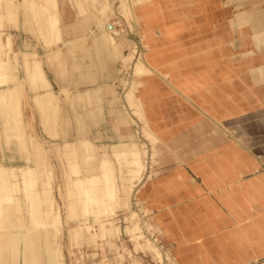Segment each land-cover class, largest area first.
I'll use <instances>...</instances> for the list:
<instances>
[{
	"label": "rangeland",
	"instance_id": "1",
	"mask_svg": "<svg viewBox=\"0 0 264 264\" xmlns=\"http://www.w3.org/2000/svg\"><path fill=\"white\" fill-rule=\"evenodd\" d=\"M65 1L70 2L75 15L72 23L67 26L64 24L63 19H65V17L71 19L72 16L68 14L67 10L64 8ZM105 1H108L107 6ZM120 1L121 3H118ZM154 1H158L160 5L158 15L161 17L159 20L161 23L153 25L150 30L146 29V18L148 16L142 17V15H145L143 13L144 9L141 8L140 12L138 11V8L148 5V3L140 6L138 5L139 0H58L57 7L50 8V11L46 13L36 4V9L35 6H32V9H28V15L34 19L31 31L33 32L36 30L37 36H34V33H32L33 35L29 34V32L26 31V26L23 24L26 14L22 10L20 13L18 11V18L15 25H7L8 32L13 35L11 54L14 57V54L18 53L19 49H40L42 43L45 45V48L48 49L46 33H42L43 22L46 19L49 20L50 18H54L60 20L61 33L64 34L65 38L72 39L70 41L72 45L75 44L79 47L83 46L85 43L90 44L89 37L91 35H102L103 31L108 32V27L113 24L119 32V35L113 34V38L117 39L120 44L122 56L129 52L131 47L135 46L136 48L135 56L129 67L122 66V62L120 61L121 57L117 59L115 63L116 67L121 70V77L123 78L121 86L124 87L122 88L121 95L124 100L125 89L131 79H133L132 66L135 61L142 58L145 65L149 69H152L153 64L151 60L153 59V55H159L165 51L168 52L173 50L174 46H184L186 42H190L191 37L195 36L190 34L186 35V33L192 29L193 24H197L198 27H204L207 22L205 20L201 21V17H203L204 14L202 16L196 13L190 14L187 18L189 22H184L182 28L177 29V32L183 34L182 37L177 36L174 40H167L168 36H166V30L169 26L165 22L168 20V17L175 16V12L178 13L181 10L185 11L186 8L189 10L188 7L193 0H184V2L183 0H178L182 1L180 3L186 5L183 6V8L179 5H172L171 2H174L173 0ZM227 1L231 2V0H224V2L222 0H217V5H219L212 15H215L216 18L214 20H216V22H220L218 26L219 32L226 36H228V32L233 33L232 35L236 41L233 48L235 58L239 59L242 55L243 58L246 57L248 59V65H264V55H262L264 54V28H262V31H260V28H257V30L256 25L253 23L255 20L251 18L247 25L242 24V26L248 27L246 30H239L238 25L237 27H235L236 25L233 26V21L236 19L238 21L239 16L242 17L244 15V13L239 15L238 13L245 10L243 7L237 10H229V8L220 7V3L222 6L223 4L224 6H228L226 5ZM236 2L244 5L245 2L248 1L243 2V0H236ZM249 4L250 3H246L245 6ZM119 5H121V7ZM245 9L250 13V9ZM126 16L128 18H126ZM211 20L214 21L213 19ZM128 21L131 24L127 23ZM106 25L108 27H106ZM242 31H246L245 37L240 36ZM22 41H24V43L27 42V47L23 45ZM152 41H154V44L158 45H151V43H153ZM52 43L53 42H51V44ZM92 44V48L97 54L99 50L94 41ZM254 44L256 45L254 46ZM103 53H106L105 50ZM36 56L40 66L43 68L38 52ZM21 57L22 55H18V61H16V66L19 68L17 73L18 79L21 77L25 78L26 76V72L20 66V64L23 63ZM22 66H24V63ZM249 74V72H246L241 75L244 79V82H241V88L247 90L246 95L249 96V100L247 103L243 102L242 104L240 101H235L234 104H236V106H232L236 107L240 112L229 121H225L219 116H210L211 112L209 111L210 114H208L207 111L204 112V109H201L198 103L200 104L201 102L204 106L205 104L196 97L195 92L186 88L183 84L181 87L173 85L172 81L174 80V76H170L167 72L150 80L147 86L141 87L140 92H138L139 97L141 98V95L148 97V106L155 111H160L158 115L161 121L159 125H155L156 131L154 128H151L159 137L160 144L156 147L152 145V142L144 135L143 123L129 110V114L135 118L134 124L138 130L137 139L130 140L133 144L130 148L124 147L123 143L125 142H123L120 144H113L103 152V158L110 164L108 165L110 177L105 181L101 180L97 183L95 187L96 202L89 203L88 205L84 203L85 200L82 195H79L81 194L80 192L77 190L73 191V186L70 182L75 174L72 173L70 165H77V168L83 171V167L85 168V165H90L91 162L87 161L84 163V159L86 160L88 156H96V154H99L96 145L88 140H83L85 144H88L86 148L81 143L82 140L76 142L72 139V141H70V134L68 132L67 135H69L65 142L42 144V147L49 151L46 152L44 157H41L36 156L37 154L32 152V144L30 148L27 147V151H22L20 146L13 140L14 138L9 136L11 133L10 129H1L0 155L2 157H0V159L7 165L14 164L24 167L17 171L20 186H24V173H27L28 177L30 175L31 177L34 176V174L33 176L30 174L31 166L33 169L37 170L36 176H38V183L34 182L35 186L28 188V192L31 195L26 198V195L24 196V191L22 192V207L26 219L28 217L27 213L31 208V202H33L34 199V194L37 193L39 189L41 190L43 187L49 188L54 197L44 208L47 213L57 208L63 219L60 227L61 232L58 238L61 252V258L59 259L62 261V264H181L177 259L176 250L170 249L169 242H165V238L159 237L156 228L154 229L155 226L152 225L148 218L147 205H145L144 201H138L135 193L143 182L154 176L162 175L164 173L162 170L169 167L171 164L180 162L183 167L187 166L190 168V164L194 160V158H192L194 154L189 151L184 152V149L193 148L204 140L203 149L200 151H204V160H210L212 157L210 151V146L212 145L210 143L214 140H219V138L221 141L225 140L232 142V145L234 148H237L236 151H238V156L236 158L245 163L250 162L249 166L251 169L248 170V172L247 170L241 172L238 177L239 179H237L235 183L224 187L225 191L231 192L230 197L224 200H216L221 207V211L216 215L224 227H221L220 232H210L208 235L205 234L204 238L206 240H210V238L212 240L217 239L219 242L227 240L230 242L232 241L235 243L237 250L245 249L247 251V258L249 257V259L248 262L244 264H264V185L262 183V179H264V151L258 144L248 142V138H245L246 141H244L240 136L236 137V132L239 134V129L240 131H247L264 124V76L261 78L260 83L257 84L256 81H254L255 78ZM42 75L46 79L44 70ZM189 79L192 80L191 77H189ZM12 84L15 85L16 82L13 80L10 81V85ZM35 86L38 88L42 85L41 83H38V85L36 83ZM36 87L30 88L29 82H25L22 85V118L24 121L25 116H40L42 112L40 107L36 106L32 99L36 100V98L44 96L45 90H39L41 88L39 87L37 89ZM49 90L52 91L53 88L51 87ZM239 91L240 90H237V93ZM55 93L58 94L61 106H64V99L61 95L62 92ZM36 102H38V100H36ZM256 112L257 114L253 115ZM42 117L44 119L42 118L41 122L43 120L42 123H45V131H50L51 128L55 126V123L57 126L59 125L60 132L55 135L59 138V141H62L65 130L67 131V129L61 110L59 113L53 114L52 116L45 114V116ZM25 125L26 139L31 140L33 137L34 140H37L35 136L27 135L34 133L33 124L31 125V132L28 130L30 126H28L27 122ZM69 127L70 125H68V129ZM0 128H2V126H0ZM185 131H188V133L179 139L181 141L180 143H176V145L171 148L167 146L166 141L177 138ZM29 143L31 142L29 141ZM87 149L89 150L86 151ZM142 149L146 150L144 154ZM240 151L244 153H240ZM135 152L137 155L141 153L143 156L139 155L141 157L138 161L131 158V160H129L131 161L130 164L127 163L128 161L123 154H133ZM102 161L98 165L99 173L97 174H100V171H102V167H100L102 166ZM138 163L141 164L139 165ZM143 163L145 164V168L141 179L138 180L135 178L136 174L129 171L131 169L129 165L134 164L143 166ZM82 173L83 172H80L78 177L84 179ZM48 177H51L49 182ZM130 179H134V182H131ZM92 181L94 182V180ZM156 181L157 180H154L156 197H163L159 207H164L168 202L170 203V201L173 200V194L178 193L179 187L181 186L177 183V185H168L166 183H157ZM46 183L48 184L46 185ZM194 183L200 184L201 182L199 178L193 177V181L188 182V184L193 185ZM259 183L262 187L259 186ZM49 184L51 186H49ZM106 186L111 189V196L113 199L110 195L105 194ZM249 189L253 190V193ZM113 204L114 208H112ZM107 205L112 209V212H114V209L115 213L111 216H103L96 220V217H93L94 211L105 210ZM204 221L205 224L212 225V221L215 222V219L208 214L204 217ZM26 227L27 229L38 228L35 224ZM86 227L90 229H86ZM150 228L152 230L151 232L149 230ZM32 234L35 236L34 232ZM34 245L35 248H37L35 251L41 253L40 241L37 239L34 240ZM43 250L45 251V249ZM155 251H159L161 257H158ZM45 252L44 258H46ZM209 252L210 256L211 254H214V256L217 255V250L215 252L213 249H210ZM192 254L199 258L203 256V254L196 249L192 250ZM188 264L195 263L188 262Z\"/></svg>",
	"mask_w": 264,
	"mask_h": 264
},
{
	"label": "crops",
	"instance_id": "2",
	"mask_svg": "<svg viewBox=\"0 0 264 264\" xmlns=\"http://www.w3.org/2000/svg\"><path fill=\"white\" fill-rule=\"evenodd\" d=\"M222 1L224 2V0ZM180 2L182 1L171 2V4L174 6L179 5L181 8L186 6ZM243 2L250 4L245 6V4L241 3L242 6L236 0H231V2H226L228 6H222L220 3V7L229 8V10H237L243 7L245 11L238 14L245 13L244 15H248L249 19H254L253 23L256 25V29L260 28V31H262V28H264V0H243ZM155 3L141 7L145 10H143L144 16H148L147 18L145 17L147 20V30L152 29L153 25L161 23L159 21L161 17L158 15L160 5L158 1ZM190 3L189 10L186 8L185 11L175 12V16L168 17V20L165 22L169 26L166 30L167 40H174L177 36L182 37L183 34L177 32V29L182 28L184 22H189L187 18L190 14L196 13L199 16L204 14L201 17V21H207L206 23L204 22L205 26L198 27L197 24H193L192 29L186 33V35H195L191 37L190 42H186L184 46H174L173 50L168 52L165 51L162 54L153 55V59L151 60L153 64L152 69L157 68L161 74L167 72L170 76L173 75V85L181 87L183 84L186 88L195 92L196 97L205 104L204 106L201 102L200 104L198 103L200 108L204 109V112L209 111L211 112V114L208 112L210 116H219L225 121H229L240 112L236 107L232 106H236L234 104L235 101H240L242 104L243 102L247 103L249 100V96L246 95L247 90L241 88V82H244L241 75L246 72L250 73L249 68L260 65H248V59L245 57L247 61L245 65L249 71L244 70L243 73H240L234 86L230 85V82L221 84L218 81L221 77L220 73H217L213 78L206 79L207 81L205 79H196V72L204 63L205 68L208 69V74H210L211 69L214 71L218 69L216 67L220 64L223 57L230 61H235L237 58L234 57L235 52L233 51L235 44L233 33L228 32V36L221 34L218 30L220 22L214 20L216 18L215 15L212 16L219 5H217V0H193ZM64 5L65 10L72 16L71 19H68V17L63 19L64 24L67 26L72 23L75 15L69 1H65ZM244 6L250 9V13L246 11ZM235 21L237 20H234L233 23ZM246 28L248 27H238L239 30H246ZM240 34V36L245 37L246 31H242ZM61 40L49 49H46L42 43L41 48L37 49V51L43 70L51 82L53 90L55 92L67 90L69 93L67 97L70 125L69 140L73 139L77 142L85 139L98 147L99 154H96V156L92 155L90 158H86V160L84 159V163L87 161L91 162L90 165L88 164L85 165V168L83 167V172L86 174L99 173L98 165L104 159L102 155L105 152L104 149H108L113 144L137 139L138 130L134 124L135 118L129 114V110L122 98L121 92L123 86H121V83L123 82V78L121 77V70L116 67L115 63L117 60L109 54L108 49L103 48L99 50L100 52L98 51L97 55L92 48L93 40L91 38H89L90 44L85 43L80 47L75 44L72 45L70 43L72 39L65 38L63 33ZM152 42L151 45L154 44V41ZM154 45L157 46L158 44ZM201 45L203 46L200 49ZM110 49L112 48L110 47ZM104 50L106 53H103ZM209 55L212 57L206 58ZM241 57L243 56L241 55ZM196 59L201 61L196 62ZM156 77L145 78L141 87L147 86L149 81ZM205 83H208V85L205 86ZM209 86H212V88L208 89ZM237 90L240 91L237 93ZM242 91H244L243 94ZM147 98L141 95L147 120L151 128H154L156 131L155 125H159L161 121L158 115L160 111L151 109L148 106ZM42 118V116L38 115L25 116V123L27 122L28 126H30L29 132L32 131V124L34 128V133L27 135L35 136L39 140L38 142L43 145L52 142L61 143L55 135L60 132L59 125L57 126L55 123V126L50 131H45V123H42L43 120L41 122ZM214 118L218 119L217 117ZM187 133L188 131H185L177 137L178 139L174 138L171 141H166L167 146L171 148L176 143H180L179 139L187 135ZM217 141L214 140L210 143L212 145L210 146L212 156L210 160H204V151H200L203 149L204 140L193 148L184 149V152L189 151L194 154L192 157L194 160L191 162L190 168L187 166L183 167L179 162L164 168L162 170L164 172L163 176L157 175L152 177L154 180H157V183H166L168 185L179 184L181 186L178 193L173 194V200L170 203L168 202L164 207H159L163 197L154 198L156 197L154 190L149 191L146 198L142 200L147 205L148 218L152 225L155 226L154 229L156 228L160 238H165L164 241L169 242L170 249L176 250L177 259L181 264H188V262H194L195 264H244L249 259V257L247 258V251L245 249L237 250L235 243L232 241L219 242L217 239L212 240L210 238V240H206L204 238L205 234L220 232L221 227H224L216 215L221 211V207L216 200H224L230 197L231 192L225 191L224 187L232 185L233 182L235 183L239 179L238 177L241 172L245 170L248 172L251 169L249 166L250 162L245 163L236 158L238 151H236L237 148H234L232 142L221 141L220 138ZM240 153L244 152L240 151ZM0 157L2 156L0 155ZM192 176L199 178L201 183L189 185L188 182L193 181ZM262 183L264 185V179H262ZM213 207H217V209L215 210ZM208 214L215 219V222L212 221V225L205 224L204 217ZM167 224L171 226H167ZM193 249L202 253L203 256L200 258L194 256L192 254ZM210 249H213L215 252L217 250V255L211 254L210 256ZM180 253L184 256L182 255L181 257Z\"/></svg>",
	"mask_w": 264,
	"mask_h": 264
},
{
	"label": "bare ground",
	"instance_id": "3",
	"mask_svg": "<svg viewBox=\"0 0 264 264\" xmlns=\"http://www.w3.org/2000/svg\"><path fill=\"white\" fill-rule=\"evenodd\" d=\"M173 1L178 2V0H173ZM107 2H106V6H107ZM155 2L154 0H139L138 5L142 6V5H145V3L156 4ZM118 3H121V1ZM36 4H38V6H40V9H42L46 13L50 11V8L57 7L58 0H0V121H1L0 126H2V128H0V131L1 129H4V128L10 129L11 133L9 136L11 138H14L13 140H15V143H17L18 146H20V149H22V151L24 152L27 151V147L30 148V145L32 144V147H33V149H31L32 152H34V154H37L36 156L44 157L46 152L49 150L44 149L42 147V144L34 140L33 137L31 140L26 139L27 138L26 133H25L26 125H25V121L22 118L23 117V106H22L23 96L21 93L22 85L25 82H29V87L31 88V87H36L35 86L36 83L37 85L38 83H41L42 86H39L41 88L39 90H45L44 96L36 98L38 102L32 99L33 102L36 104V106L40 107V109L42 110V112L40 113V116H45V114H47L48 116H52L53 114L59 113V111L61 110L63 120L66 125V129H67V131L65 130V135L63 136L61 142H65L67 136L69 135V134L67 135V133L69 132V129H68V125H69V117H68L69 112L68 111L69 110H68V104H67V97L69 93L67 90L62 91L61 95H62V98L64 99V106L63 105L61 106L60 100L58 99L59 98L58 94L55 93L54 90L52 91L49 90L52 87V84L49 81L48 77L46 76V79H45V77L42 75L43 68L40 66L38 59H36L37 57L36 55L38 51L34 49L33 50L32 49H19L18 53L14 54V57H13L11 54L12 46H13V39H12L13 35L9 33L7 30L8 24L15 25V22L18 18V11L20 13V11L22 10L26 14V17L24 18V23H23L26 26L25 27L26 31L29 32V34L34 33V36H37L38 34L36 30H34L33 32L31 31L33 27L34 19L30 17V15H28L29 13L28 9L30 8L32 9V6H35V9H36ZM121 5L119 6L121 7ZM140 10H141V7L138 8L139 12ZM142 17H144V15H142ZM126 18L128 17L126 16ZM248 21H250L249 16L243 15L241 18H239L238 21H235L233 25L239 24V26L244 27L242 26V24L247 25ZM59 22L60 20L54 19V18H50L49 20L46 19L43 22L42 33L44 34L46 33V37H47L46 43H47L48 49L61 40L62 33H61ZM38 23H39V20H38ZM127 23H129V21ZM106 27L108 26L106 25ZM113 34L119 35V32L112 24L108 27V32L103 31L102 35H99V36L91 35L89 38H91L94 41L98 50L107 48L109 51V54L112 55L114 59L117 60V59H120L121 57L120 61L122 62V66L129 67L131 61L133 60L135 56L136 48L135 46L131 47L130 51L122 56L120 44L118 43L117 39L113 38ZM51 42L53 43L51 44ZM22 43L23 45H25V47H27V42L24 43V41H22ZM255 45L256 44H254V46ZM111 46H112V49H110ZM196 46H199V45H196ZM202 46L203 45H201L199 48L201 49ZM56 54H57V51H56ZM18 55L20 56L22 55L21 60H23L24 66H22L23 63L20 64V66L26 72L25 78L21 77L20 79L17 78V73L19 71V68L16 66V63H17L16 61H18V58H17ZM211 57L212 56L209 55L206 58H211ZM195 61L200 62L201 60L196 59ZM246 62L247 61L243 57H240L239 59L235 61H230L227 58L223 57L220 64L217 65L216 67L218 68L216 70L217 72L211 69L210 74H208L207 72L208 69L205 68V63H204L202 67L197 70L196 79L206 80L208 78H213V76H215L217 73H220L221 77L218 81H220L221 84L230 82V85L234 86L235 81L237 82L238 76L240 75V73H243L244 70L249 71L250 69V75H252L255 78L254 81H256V83H260L261 78L264 76V65L253 66L247 69L248 67L245 65ZM206 64L208 63L206 62ZM193 68H196V67H193ZM132 73H133V77H132L133 79H131L130 83L127 85L125 89L124 102H125L127 109L130 110L131 113L134 116H136L140 120V122L143 123L144 135H146L147 139L152 142V145L154 147H156L158 146V144H160V139L150 127V124L146 118L145 110L143 108L142 100L139 97L138 92H139L140 87L143 85L145 78L156 77L160 75L161 72L157 68L149 69L145 65L144 60L140 58L138 59V61H135L133 63ZM73 76H72V79H73ZM12 80L16 82L15 85L13 84L10 85V81ZM204 85L207 86L208 83H205ZM210 88H212V86L208 87V89ZM243 93L244 91H242V94ZM255 114H257V112L254 113L253 115ZM238 132L239 134H237L236 132V137L240 136V138H242V140L244 141H246L245 138H248L247 139L248 142H251L253 144H258L264 151V124L260 127H257L255 129H250L247 131L245 130L240 131L239 129ZM29 141L31 143H29ZM81 143L85 147L88 145V144H85V141L83 140L81 141ZM132 145L133 144L130 141H126L125 143H123V146L126 148L127 147L130 148ZM88 150L89 149H87L86 151ZM142 152L144 154L146 150L142 149ZM143 154L138 153L137 155L135 152L133 154L126 153L123 155L125 159H127L128 161L127 163L130 164L131 161L129 160H131V158L136 159V161H138L140 160V157H141L139 155L143 156ZM90 157L91 156H88V158ZM1 160L2 159H0V264H62V261H60L59 259L61 258L60 257L61 252L59 249L58 238L61 232L60 227L62 225L63 219L61 217L60 211L57 208L52 210L49 213H47L44 208L46 207V204L50 200L54 199L52 193L50 192V189L47 187H43L41 190L39 189V191L35 193L39 196L34 194V199H33V202H31V208L27 213L28 217L26 219L25 213L22 207V203H23V193L22 192L24 191L25 193L24 196L26 195V198H28L31 195L28 192L29 191L28 188L35 186L34 182L38 183V179H37L38 176H36L37 170L33 169V167L31 166L30 174H32V176L34 174L33 177H31V175L28 177L27 173H24V183H23L24 186L22 187L20 186V181H18L19 177L17 176V171L19 169H23L24 167L21 165H14V164L7 165V164H4L3 161ZM138 164H141V163H138ZM101 165L102 166L100 167H102V171H100V174H97V173L86 174L83 171H81L80 168H77L78 167L77 165L75 166L70 165L72 173L75 174V176L72 177L73 179H71L72 181L70 182L71 185L73 186V191L77 190L78 192H80L81 194L79 195L80 196L82 195L83 199L85 200L84 203L87 205L89 203L96 202L95 187L97 183L101 180L105 181L109 179L110 177L109 175L110 172L108 168L109 167L108 165L110 164L106 162V159H103ZM129 168H131L129 170L131 171V173L136 174L135 178L140 180L142 177L143 170L145 168V164L143 163V166L131 164L129 165ZM80 172H83L82 174H83L84 179H82V177H78ZM50 179L51 177H48V182ZM92 180H94V182ZM133 180L134 179H130L131 182H134ZM47 184L48 183H46V185ZM49 186L51 185L49 184ZM259 186L262 187L260 183H259ZM151 190L155 191L153 178H150L149 180L143 182L141 186L136 190L135 196L138 199V201H142L144 198H146L148 192ZM250 191L252 192L253 190H250ZM105 194L110 195V197L112 198L111 196L112 191L107 186H106ZM154 195L156 196V192ZM252 196H255V195H252ZM154 198H157V197H154ZM105 208H106L105 210L94 211L93 217H96V220H98L100 219V217H103V216L108 217V216H111L113 213H115V210L113 209L114 212H112V209H110L108 205ZM112 208H114V204ZM214 208L217 209V207H214ZM32 224L33 225L35 224L36 226H38V228L37 229H33V228L27 229L26 226H31ZM169 224H167V226H171ZM86 229H90V228L86 227ZM149 230L150 232L152 231L151 228ZM33 232L35 233V236H33L32 234ZM36 239L40 241L41 253H38L37 251H35L37 250V248H35V245H34V240ZM43 249H45L46 252ZM44 252L46 253V258H44V255H45ZM155 252H157L158 257H161V253L159 251H155ZM182 255L183 254H181V257Z\"/></svg>",
	"mask_w": 264,
	"mask_h": 264
}]
</instances>
